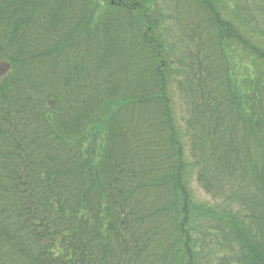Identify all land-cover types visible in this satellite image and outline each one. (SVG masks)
Wrapping results in <instances>:
<instances>
[{"label":"trees","instance_id":"trees-1","mask_svg":"<svg viewBox=\"0 0 264 264\" xmlns=\"http://www.w3.org/2000/svg\"><path fill=\"white\" fill-rule=\"evenodd\" d=\"M90 1L0 0V264H264V0Z\"/></svg>","mask_w":264,"mask_h":264},{"label":"rangeland","instance_id":"rangeland-1","mask_svg":"<svg viewBox=\"0 0 264 264\" xmlns=\"http://www.w3.org/2000/svg\"><path fill=\"white\" fill-rule=\"evenodd\" d=\"M226 2V0H223ZM252 2H256L258 0H251ZM250 0H242V2L239 4L238 2L234 1V0H230L228 2V5H226V8L228 9V11L230 12L229 14L227 13V17H231L234 18V15L232 13L233 10H235L236 8L235 5H240L241 7L244 6V4H249L251 5ZM114 2V0H91L90 1V6L94 7L95 10V15L94 18L96 19V21L99 20V18L105 13L108 12L111 8L110 5L111 3ZM166 6L171 7L174 5V1L172 0H166ZM159 7L163 9L166 8V6L163 3H159ZM167 9V8H166ZM169 11V9H167ZM167 10H164L167 13ZM150 11V10H149ZM149 11H147L149 13ZM227 11V10H226ZM225 11V13H226ZM164 12V13H165ZM163 14V15H167V14ZM137 17L140 19L141 22H144V18H141L140 14H136ZM167 26L165 25V43L166 46L171 47V50L169 51L170 58L171 60L174 59L175 57H178V55L183 56V54L185 53L184 56H186V52H187V47L184 48L183 43H180V38H181V34L178 33L177 28L174 27V25L172 24V22H166ZM169 25V28H168ZM167 30V31H166ZM185 41V40H184ZM243 55L242 53L240 54V62L238 63V69H239V75H240V79H244L243 77L245 76L246 79L250 76H254L256 74V66L252 65V63L249 62L248 57ZM9 70V65H7L6 63H2L0 64V78H2L3 75H5L7 73V71ZM245 79V80H246ZM240 83H242L240 81ZM109 112V111H106ZM106 118L105 115H99L97 120H96V124L91 125L90 127L87 128L86 130V135L84 136V138H82V151L85 152L88 149H92V147H96V154L94 155L93 158L98 161L100 158V152L103 149L104 146V135H105V129H104V124L102 123L103 120ZM108 118V117H107ZM186 161L189 162V157H188V153H186ZM190 189L192 191L194 200L198 203L201 204H208V206H214L213 204H215V202L208 197L204 191L198 187V185L195 182V178L192 179L191 184H190Z\"/></svg>","mask_w":264,"mask_h":264}]
</instances>
